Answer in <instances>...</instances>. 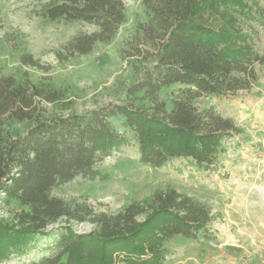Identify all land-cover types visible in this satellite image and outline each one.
Listing matches in <instances>:
<instances>
[{
	"label": "trees",
	"instance_id": "obj_1",
	"mask_svg": "<svg viewBox=\"0 0 264 264\" xmlns=\"http://www.w3.org/2000/svg\"><path fill=\"white\" fill-rule=\"evenodd\" d=\"M142 7L145 21L120 50L136 77L119 103L49 116L44 106L61 101V90L0 70V209L11 213L0 220V264L38 248L22 264H166L175 239L215 241L209 206L173 187L109 214L52 194L78 177L103 180L99 167L121 151L129 133L141 163L153 170L180 159L210 170L218 168L224 140L238 132L231 119L197 102L237 96L258 81L264 65L258 35L243 32L236 17L256 20L253 8L244 0H142ZM35 13L47 22L97 28L75 37L58 54L62 62L110 44L127 21L123 0H48ZM21 63L40 68L32 55ZM18 123L23 130H14ZM85 222L95 229L73 231L72 223Z\"/></svg>",
	"mask_w": 264,
	"mask_h": 264
},
{
	"label": "rangeland",
	"instance_id": "obj_2",
	"mask_svg": "<svg viewBox=\"0 0 264 264\" xmlns=\"http://www.w3.org/2000/svg\"><path fill=\"white\" fill-rule=\"evenodd\" d=\"M47 1L0 0V70L61 90V101L44 106L49 116L85 113L106 103H119L136 77L120 50L137 24L145 21L142 0H123L127 21L113 42L99 45L88 57L63 62L58 54L75 37L97 28L84 22H47L35 13ZM257 2L244 0L256 20L236 17L243 32L257 33L256 49L264 57V0ZM24 55L38 59L40 68L25 67L21 63ZM258 78L251 90L239 91L237 96H211L197 102L200 109L213 106L238 128L234 137L222 143L224 152L217 169H201L190 159H180L153 170L141 163L137 141L129 133L121 151L113 152L99 167L103 180L78 177L53 189L52 194L69 205L86 203L96 213L109 214L149 198L157 189L173 187L209 206V229L215 241L175 239L167 246L166 264H264V65L258 67ZM115 123L121 130L119 121ZM23 128L19 123L14 126V130ZM10 215L8 209H0V220H10ZM71 227L76 233L95 229L89 222ZM39 252L38 248L8 264H22Z\"/></svg>",
	"mask_w": 264,
	"mask_h": 264
}]
</instances>
